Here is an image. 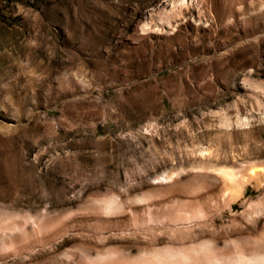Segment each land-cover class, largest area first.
<instances>
[{
	"label": "rangeland",
	"instance_id": "rangeland-1",
	"mask_svg": "<svg viewBox=\"0 0 264 264\" xmlns=\"http://www.w3.org/2000/svg\"><path fill=\"white\" fill-rule=\"evenodd\" d=\"M198 1L0 0V264L264 258V0Z\"/></svg>",
	"mask_w": 264,
	"mask_h": 264
},
{
	"label": "bare ground",
	"instance_id": "bare-ground-1",
	"mask_svg": "<svg viewBox=\"0 0 264 264\" xmlns=\"http://www.w3.org/2000/svg\"><path fill=\"white\" fill-rule=\"evenodd\" d=\"M202 1L207 2L210 0H199L198 3ZM188 9H190L189 6L188 7L187 5L185 6L184 1H180L177 5V9H174L173 12L179 15V14H183ZM194 252L198 253L197 250ZM236 253H237V257L235 258L233 257L231 259V262L228 264H264V258L261 257L260 255L251 256V255H248L247 252L243 250H238ZM188 258L190 259L188 254H183L180 251L168 250L166 252L163 251V252L152 253L151 257L149 258L147 257V259H145L143 256H140L138 263L140 264L141 263L143 264H181L184 262L186 263V260L189 261Z\"/></svg>",
	"mask_w": 264,
	"mask_h": 264
}]
</instances>
